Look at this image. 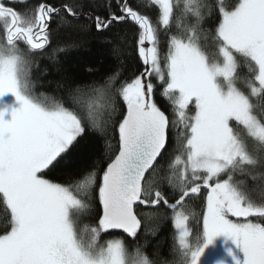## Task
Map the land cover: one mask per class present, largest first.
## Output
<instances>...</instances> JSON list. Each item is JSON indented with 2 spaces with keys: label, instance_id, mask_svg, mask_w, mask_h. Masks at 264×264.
<instances>
[{
  "label": "snow or ice",
  "instance_id": "obj_1",
  "mask_svg": "<svg viewBox=\"0 0 264 264\" xmlns=\"http://www.w3.org/2000/svg\"><path fill=\"white\" fill-rule=\"evenodd\" d=\"M92 32L117 66L37 93ZM0 214V264H264V0H0Z\"/></svg>",
  "mask_w": 264,
  "mask_h": 264
},
{
  "label": "trees",
  "instance_id": "obj_2",
  "mask_svg": "<svg viewBox=\"0 0 264 264\" xmlns=\"http://www.w3.org/2000/svg\"><path fill=\"white\" fill-rule=\"evenodd\" d=\"M225 6L231 7L236 0H223ZM205 29L214 27V23H205ZM117 56L112 52L111 48L106 46L104 38L95 32L84 36L79 42V46L69 49L64 53L58 54V62L47 57L39 59V69L33 67L32 78L36 83V92L45 93L51 96H60L62 92L58 90V85L63 86L67 81H73L75 84L99 80L105 77L109 72L117 66ZM47 69V74L43 75L44 70ZM245 69H241V75L245 74ZM157 102L162 106H167V101L157 95ZM122 110H123V106ZM53 179H59L60 174L55 173ZM206 195V191H205ZM191 206L197 213V217L203 211V200L196 199L190 202ZM153 209L137 208L138 213L152 212ZM163 211V209H161ZM235 219V218H233ZM256 222H264L261 218L253 217ZM92 223V221L85 217L82 218L81 224ZM3 224V216L0 214V225ZM190 226H196V218L190 221ZM149 229H156L158 235L153 237ZM115 237H122L126 241L129 238L120 233H113L112 236L105 235L103 239H110ZM174 229L170 221H159L157 219H148L142 216V228L140 232L141 242L148 239L151 246L148 248L150 255H156V250H160V256L163 258L164 254L169 252V246L173 243ZM172 257L169 256V259Z\"/></svg>",
  "mask_w": 264,
  "mask_h": 264
},
{
  "label": "rangeland",
  "instance_id": "obj_3",
  "mask_svg": "<svg viewBox=\"0 0 264 264\" xmlns=\"http://www.w3.org/2000/svg\"><path fill=\"white\" fill-rule=\"evenodd\" d=\"M6 100L8 102H11V97H7ZM222 254H223V245H222V242H218L217 248L214 250H211V252L209 253L208 260H206V264H208V262L214 259L216 256L222 255Z\"/></svg>",
  "mask_w": 264,
  "mask_h": 264
},
{
  "label": "water",
  "instance_id": "obj_4",
  "mask_svg": "<svg viewBox=\"0 0 264 264\" xmlns=\"http://www.w3.org/2000/svg\"><path fill=\"white\" fill-rule=\"evenodd\" d=\"M114 233H120V234H123V235H125L126 236V234H124L122 231H120V230H116Z\"/></svg>",
  "mask_w": 264,
  "mask_h": 264
}]
</instances>
